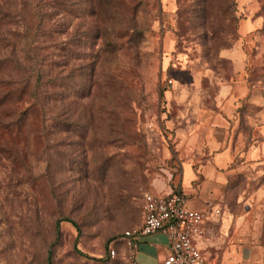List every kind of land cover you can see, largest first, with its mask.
<instances>
[{
	"label": "rangeland",
	"instance_id": "374dc122",
	"mask_svg": "<svg viewBox=\"0 0 264 264\" xmlns=\"http://www.w3.org/2000/svg\"><path fill=\"white\" fill-rule=\"evenodd\" d=\"M234 66L264 121V0H0V80L33 90L22 131L0 129V264H128L112 240Z\"/></svg>",
	"mask_w": 264,
	"mask_h": 264
},
{
	"label": "crops",
	"instance_id": "0c3cea01",
	"mask_svg": "<svg viewBox=\"0 0 264 264\" xmlns=\"http://www.w3.org/2000/svg\"><path fill=\"white\" fill-rule=\"evenodd\" d=\"M232 55L225 51L222 57ZM234 69L236 77L220 85L208 109L181 116L173 152L163 150L170 167L150 193L169 196L179 189L187 208L203 214L194 244L209 263L264 264V121L244 114L247 87ZM165 121L171 128L172 121ZM168 254L165 236L157 233L140 239L136 259L157 264Z\"/></svg>",
	"mask_w": 264,
	"mask_h": 264
},
{
	"label": "built area",
	"instance_id": "2783aa9c",
	"mask_svg": "<svg viewBox=\"0 0 264 264\" xmlns=\"http://www.w3.org/2000/svg\"><path fill=\"white\" fill-rule=\"evenodd\" d=\"M142 213L141 225L124 231L115 240L124 248L128 264H142L136 259L138 243L141 238L157 233L165 236L169 249V254L157 264H211L194 244V239L201 232L204 216L187 208L179 189L169 196L144 193ZM116 253L111 248L109 257L114 258Z\"/></svg>",
	"mask_w": 264,
	"mask_h": 264
},
{
	"label": "trees",
	"instance_id": "16d2710c",
	"mask_svg": "<svg viewBox=\"0 0 264 264\" xmlns=\"http://www.w3.org/2000/svg\"><path fill=\"white\" fill-rule=\"evenodd\" d=\"M27 74V71H23ZM29 76L24 79H7L0 80V116L3 121H0V129L4 133H18L22 131L27 120L31 116V97L33 94L32 85L30 84ZM58 229V222L56 223V230ZM115 237L110 247L108 248L107 255L109 256V250L117 245Z\"/></svg>",
	"mask_w": 264,
	"mask_h": 264
}]
</instances>
